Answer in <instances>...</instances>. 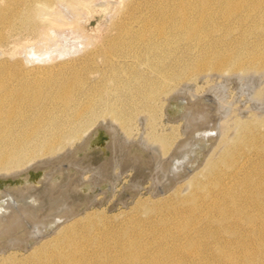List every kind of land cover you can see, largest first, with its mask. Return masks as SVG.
Returning a JSON list of instances; mask_svg holds the SVG:
<instances>
[{
	"label": "bare ground",
	"instance_id": "1",
	"mask_svg": "<svg viewBox=\"0 0 264 264\" xmlns=\"http://www.w3.org/2000/svg\"><path fill=\"white\" fill-rule=\"evenodd\" d=\"M48 1L14 0V2H17V6L14 7L16 9L13 10V13L15 12L14 18L21 21L25 18L26 14L34 13L36 15L38 6L44 5ZM204 1L200 3L201 5L198 8L193 7L194 5L191 6L189 4V6H184L185 4H183L177 5L180 7L176 8L177 10L175 9L173 13H162L160 11L159 14H145L140 17L126 10L125 20L127 21L120 22L117 26L130 27V23L132 22L135 23L136 28L132 32H123V34H120V30L116 28L120 36L118 40H114L103 47V61L113 65L115 62L126 61L128 60L127 58L137 59L139 56H137L136 50L134 54L137 58L129 55L132 53L123 52V47L136 48L137 45L141 46L142 44L143 46L146 45L148 49L156 47L159 49L161 48L159 45H162L163 42H173L171 39L173 31H170L171 29H178L177 33L179 35L177 33L175 35H182L186 40L197 42L195 45L199 49L197 53L195 52V56H193L196 58L194 62H197L195 64L204 70L219 71L234 64L238 73L247 67H254L257 64L264 67V47H261L260 42L254 43L255 45L250 44L254 47L250 51L245 49L243 52L242 49L245 48H242L243 45H239L242 49L236 48L234 45L233 47L235 48L231 50L223 49L222 52L219 49L222 45L221 43L218 42L220 44H218L219 50L216 48L218 46H215V43H217L215 41L219 39H214L215 41L212 42L214 35H211L212 27H218L221 23L219 21L221 19L219 18H223L222 21L230 19L239 23L263 18L264 0H222L220 2L222 3V5L220 4L221 6H210V8L206 0ZM9 4V0H0V16H6L5 14L10 9ZM132 18L134 21H132ZM206 25L209 27H206ZM206 37L211 42H207L208 40L205 39L207 43L203 45L202 39ZM181 38L183 39V37ZM232 45L233 43L231 47ZM181 46L183 47V45ZM154 51L151 52L154 53ZM192 53H194V49H192ZM140 55L143 57V54ZM189 61V59L182 60L179 61L181 62L180 64H176L177 66L167 67V70L164 71V73L166 72L165 74L159 72L157 75V80H159L156 83L157 86L154 83L151 84L152 87L155 86L154 91L147 90L145 94L148 97V101L154 99L159 92L168 90V87H171V84L169 85L171 80L180 79L181 81L182 75L192 65V61ZM193 66L196 67L194 64ZM171 73L172 76L170 77ZM186 75H188V72ZM3 77L4 75L0 73V175H16L32 165L40 166V168L43 167L45 169L44 177L48 180L47 187L45 186L44 197H52L51 205L61 200L66 201L70 199L72 201H69L65 207L62 206V208L55 211L52 208H43L44 200L37 197L30 185L6 190L4 195L0 197L2 199L0 202V253H5L4 255H6L8 252H12L10 251L13 249L12 247L24 245L28 236L40 233L44 227L61 219L66 220L62 221L51 231L50 234L52 236L69 219H71L69 221V227H71L79 216L75 215L77 207L79 205L88 206L95 201L93 190L96 188V185L94 183L102 181L98 179L105 181L106 171L109 168L108 163H106L108 160H103V162L98 161L99 163L98 165L96 164V170L93 171L92 177L81 181L77 174L80 172L79 170L85 167L92 168V165H90V160H87V155L84 154L81 159H78L77 153L78 151L87 149L86 147H88L91 137L100 125L105 127L110 136L109 147L112 150V155L109 163L115 162L124 166L131 163L133 167L143 174L149 172L153 177L152 180L154 179L152 184L157 183L154 189H158L157 192L160 193L171 188L177 180L179 183V179L184 178H187L186 186L196 185L204 191L199 196L194 195L193 202H187L185 198L181 199L185 205L180 208L185 207V209H176L177 213L174 210L175 215L172 213L174 218L171 214L170 216L173 219L169 224L164 225L166 221H162V225L164 226L161 229L162 232L159 233L160 236L158 235L156 236L157 238H154L153 241L155 243L153 244L155 248H153L158 251L163 250L165 251L164 253L168 249V251L175 254L183 249L180 252L185 253L187 246L191 245L193 247L194 243L200 247L201 241H196V238H202L203 249H200V251L209 252L211 260L197 257L193 249L190 250V254H187L189 258L184 257L188 258L187 260L183 259L181 255H177L178 257H175V255L170 256V253L165 260H161L157 256L154 257L155 255H153L152 250H149V245L145 250L142 246L136 247L135 243L138 240L132 238L128 242L116 244L111 248H102L100 251H96V248H94L96 257H99L97 258L99 259V263L96 262L97 264H235L236 260L233 257V251L240 250L250 253L264 243L263 151L254 152L261 159L259 161H256L257 158H255L254 154H246L247 152L245 154L243 152L239 157H236L238 159H233V155V157L229 156V160L232 159V161L229 163L228 160L229 167L226 165L228 169L220 170L219 167V169L214 168L208 172H204L203 174L206 178L204 181L206 182L201 181V184L199 183L200 181L197 182L190 175L195 169L201 168L199 171L201 172L205 167L203 160L206 156L205 154L208 152L209 145L212 144L209 141L215 140L218 125L220 124L221 109L215 103L216 101L212 100L213 98H208L211 94L208 97L191 94V99H188L189 95L187 98V94H185L186 92L184 93L182 88H180L182 90L177 89L176 92L174 91L166 99L164 109L167 120L176 122L175 124L173 123L174 125H171V128L176 129L177 133L171 138L169 134H160L152 131L151 134L148 133L146 138L144 137L146 141L142 145V140L131 141L128 139L130 142L124 143L114 138V134L116 133L114 127L110 123L107 125L105 123L109 121L114 124V122L119 123L123 120L122 124H125L130 120L129 116L118 117L117 108L109 106V111L98 120L99 116L95 113L92 102L89 101L87 106L84 105V108L80 107V95H86L87 91L81 88L79 84L80 80L76 78H63L57 81V83L50 80L33 81L30 85V90L28 85L27 89L22 85L17 87L16 90H12ZM183 86L181 85V87ZM75 87L76 89H74ZM221 88L224 87L221 86ZM185 90H187L186 87ZM76 91L80 92L76 93ZM54 101L61 102L62 105L59 106L61 112H64V110L68 111V114L66 113V116L69 117L67 124L69 122L71 124L78 123L70 128L69 126L63 127L61 121L58 122L57 116L49 115L48 117H44L41 113L35 116L27 114V111L33 107L43 106L42 108L45 109ZM170 106L174 108L169 109L168 107ZM86 114H90L88 120L81 121ZM80 121L81 123L79 124ZM89 122L90 124L92 122L93 125L88 129V132L79 136L78 145L67 150L66 141L68 136L65 133L69 130L71 137L78 136L80 131L86 128L84 127L86 125L84 123L90 125ZM257 147L260 148L259 146ZM74 166L75 168H73ZM189 167L190 169H188ZM63 174H67L68 176L67 178L65 176L67 183L63 182L66 186H59L60 182L55 177L56 175L62 176ZM133 189L137 188L134 187ZM181 190L182 188L178 184L173 189V191L178 192L176 193L178 195ZM132 193H124L118 199L122 202L127 194L132 197ZM192 208H197L195 210L196 213L192 211ZM56 209H58V206ZM186 210L191 211V216L186 214ZM51 211L52 213H50ZM199 219L203 220V226L197 223ZM209 227L214 228L211 230ZM223 231L225 232L224 234ZM209 235L212 236L211 239H209ZM54 237L51 238L55 240L50 238L54 241L48 244L50 247L44 244L49 238L40 244L38 243V245L34 243L30 247V252H33V254L39 250L37 257H39L40 253L42 254L40 251L47 250L49 247L50 250L47 252V255L45 253L46 259L43 261L45 262L43 264H77V258H84V261H88L87 259L90 258L83 251L85 247L81 248L83 245L80 248L67 247L66 243L69 241V238L67 241V239L61 238H66V236H60V238L59 236ZM57 240L59 241L57 242ZM215 249L222 251L221 254H213L212 252ZM39 264H41V261Z\"/></svg>",
	"mask_w": 264,
	"mask_h": 264
},
{
	"label": "rangeland",
	"instance_id": "2",
	"mask_svg": "<svg viewBox=\"0 0 264 264\" xmlns=\"http://www.w3.org/2000/svg\"><path fill=\"white\" fill-rule=\"evenodd\" d=\"M216 1L217 0H206L209 8L210 6L219 7L222 5V3H220L222 0H218V3ZM9 2L10 9L5 14L6 16H0V73L4 75L3 78H5V81L12 90H16L17 87L22 85L26 89L28 85L30 90V85L33 81L50 80L51 82L57 83V81L63 78H76L80 80L79 84L81 88L87 91L86 95H80V107L84 108V105L87 106L89 101L92 102L94 111L99 116H97L98 120L109 111V106L117 108L118 117L129 116L130 120L125 124H122L123 120L119 123L114 122V124L107 120L108 123L106 122L105 124H112L116 132L113 131L115 133L114 138L124 143L130 142V140H142V145L144 141H146L145 138L148 136V133L151 134L152 131L160 134H169L171 138L177 133L176 129L174 130L171 128V125H174L176 122L167 120L166 111L164 109L166 99L170 94L174 93V91L176 92L177 89L182 88L184 93L186 92L187 98L189 95L188 99H191V94L205 95L207 97L211 94L212 96L210 95L208 98H213L212 100H214V102L216 101L215 103L221 109V118L215 140L212 142L209 141V143L212 144L209 145L208 152L205 154L206 156L203 160L205 166L202 170L203 172H199L201 168H197L190 174L197 182L200 181V184L201 181L206 182L204 181L206 179L203 174L204 172H208L214 168L219 169V167L220 170L228 169L226 167L230 161H232V159L229 160V156L233 155V159H238L236 157H239L243 152V154L247 152L246 154L250 155H255L254 152L258 151L264 152L263 66L257 64V68V65L254 67H247L242 70V72L238 73L234 64L228 68H223L224 70H219L220 72L218 70H204L202 67L195 64L197 62H194L196 58L193 56H195L199 49L197 45H195L197 42L194 40H186L184 36L180 35L183 37V40L178 36V29H171L170 31H173L171 36L172 41L176 42H163L162 45H159V47H161L159 49L156 47L152 49L149 48V50L146 48V45L143 46L142 44L141 46L137 45L136 48L123 47V52H127L128 54L132 53L129 54L132 56H135L134 51L136 50V54L140 58L136 56L137 59L127 58L128 60L115 62L113 65L105 63L102 59L103 47L114 40H118L120 36L116 28L120 30V34L128 31L132 32L136 28L135 23L132 22L130 23V27L117 26L120 22L127 21L125 20L126 10H129V12H132V14L138 17L145 14H159L160 11L162 13H173L176 8L178 9V7H180L177 5L185 4L184 6H189L190 4L198 8L201 5L200 3L205 2L204 0H49L44 3V5L38 6L36 15L34 13L26 14L25 18L21 21L14 18L15 12L13 13V10L16 9L14 7L17 6V2H14V0H9ZM219 19L221 23L218 27H212L211 35H214L212 42L215 41L214 39H219L215 41L217 42L215 46H218L219 43L222 44V48H219V46L216 47L217 49L219 48L220 51L223 52V49L231 50L235 47L241 48L240 46L242 45V48L245 47L244 49L241 48L243 52L245 49L250 51L254 49L253 45H255L254 43L256 42H260L261 47H264V17L258 20L240 23L231 21L230 19L224 21H222L223 18ZM132 21H134L133 18ZM206 27L209 26L206 25ZM176 33L178 35H175ZM205 39L208 40V37L202 39L203 45L207 42H211L210 39L205 42ZM231 42L233 43L232 47ZM181 45H183L184 48ZM234 45L235 47H233ZM192 49H194V53L191 54ZM151 51H154V53ZM140 54H143V57ZM154 57L156 58L154 59ZM186 59H189V62L192 61V65L189 68L190 71L188 69L186 73L182 75L181 81L180 79L171 80L169 83L171 87H168V90L159 92L154 99L148 101V97H146L145 94L147 90L154 91L153 89L155 86L152 87L151 84L154 83L156 85L159 81L157 80L158 73L161 72V74H165L166 72L164 73V71L167 70V67L177 66L178 63H181L179 61ZM193 64L196 67H194ZM194 68H197V70ZM187 72L188 75H186ZM171 76L172 73L170 74V77ZM181 85H184V88L181 87ZM221 86L224 88H221ZM185 87L188 91L185 90ZM74 89H76V87ZM77 92L79 93L80 91H76V93ZM61 105V102L54 101L45 109L42 108L43 106L33 107L27 111V114L35 116L41 113L44 117H48L49 115L57 116L58 122L61 121L63 127H73L78 122L73 124L69 122V124H67L69 117L66 116V113L68 114V111L64 110V112H61V110H59V106ZM172 107L173 106H170L168 108L172 109ZM225 111L227 112L225 113ZM89 116L90 114H86L81 121H87ZM84 124H86L84 127L87 129L84 128L80 131L78 136L71 137L69 130L65 133V135L68 136L66 141L67 150L76 147L80 140L79 136L88 132V129L93 125L92 122L91 124L89 122L90 125H88V123ZM100 126L102 130L93 134L89 141V146L86 149V158L90 160L92 168H82L83 171L80 169V172L77 174L79 179L84 181L92 177L93 171L96 170L95 166L99 163L98 161L103 162V160H108V162H106L110 168H108L109 171H106V179L108 181L106 179L105 181H103V179H98L102 181H98V184L94 183L100 188L94 192L95 202L104 199L103 203L100 205L96 203L82 210L81 213L78 214L79 216H76V222H74L71 227H69V221H71V219H69L64 226L56 230L53 236H59V238L60 236H66V238H61L67 239V241L69 238V241L66 243L67 247L80 248L82 245V249L85 247L83 251L86 253V256L90 258L87 259L88 261H84V258H77V264H97L99 263V259H97L99 257H96L94 248H96V251H100L102 248H111L116 244L128 242L132 240V238L138 240V244L135 243L136 247L142 246L145 250L149 245V250H152L153 255H155L154 257L157 256V258L161 260H165L169 256V253L170 256L175 255V257L181 255L183 259L187 260L189 258L187 254H190V250L192 249L195 250L193 252L196 253L197 257L210 259L209 252L200 251V249H203L202 238H196V241H201L200 247L194 243L193 247H191V245L187 246L185 253L180 252L183 249L176 254L168 251V249L166 253H164L165 251L163 250H155V245L153 244L155 243L153 241L154 238H157L156 236L162 232L161 229L163 226L169 224L174 218L175 213H177L176 209H185V207L180 208L185 205L181 199L185 198L187 202H193L194 195L199 196L203 194L204 191L196 185L190 187L186 186L187 178H184L179 179V183L177 180L171 188L160 193L157 192L158 189H154L157 183L152 184L154 179L152 180L153 177L149 172L143 174L133 167L131 163L125 166L115 162L112 164L109 163V159L112 155V150L109 147L110 136L108 138L105 127H103V125ZM82 153L83 151H78V159L83 157L84 154ZM255 158H257L256 161L261 160L258 156ZM210 163L211 165H209ZM73 168H75V166ZM44 171L45 169L43 167L30 170L28 172V180L38 181L44 176ZM65 176L66 178L68 177L67 174L62 176L56 175V179L59 180L62 178L59 186H66L63 184V182L65 184L67 183ZM7 180L8 179L1 180L0 183L3 185L8 184L9 181ZM10 181L11 185H18L21 183L22 179L17 176L10 179ZM177 184L182 188L179 195L176 194L178 192L173 191ZM38 186H40L39 183ZM106 186L108 190H106ZM46 187L42 186V189H40L38 193V196L44 200V209L52 208L57 211L59 208H62V206L65 207L69 201H72L70 199L66 201L61 200L51 205L52 197H44ZM132 187L137 189H133ZM128 192H134V194L132 197L127 194L124 197V203L120 202L121 200L118 199L119 196ZM57 206L58 209H56ZM195 210H197V208H192V211L195 212ZM172 213H174V215ZM171 214L173 218L170 216ZM186 214L191 216V211L186 210ZM163 220L166 221L164 225H162ZM200 221L201 219H199L197 223L203 226V220ZM209 228L212 230L214 227ZM224 233L223 231V234ZM53 236L50 234L37 241L35 245L49 238L44 243L48 245L50 242H54L52 241L55 240L52 239ZM208 237L209 239L212 238L211 235ZM58 241L59 240H57V242ZM144 244H146L147 247ZM49 247L47 248L46 246V252L45 250L40 251L42 254L39 252V257H37L39 250L33 254V252H30L31 248L28 250L13 248L10 250L12 252H8L6 255H4L5 253H0V264H39L40 261L41 264H43L45 263L43 262L46 259L45 256L50 250ZM221 252L222 251L215 249L212 253L219 255ZM233 252V257L236 260L235 264H264V243L250 253H245L240 250H235Z\"/></svg>",
	"mask_w": 264,
	"mask_h": 264
},
{
	"label": "water",
	"instance_id": "3",
	"mask_svg": "<svg viewBox=\"0 0 264 264\" xmlns=\"http://www.w3.org/2000/svg\"><path fill=\"white\" fill-rule=\"evenodd\" d=\"M99 130H102V128H101V126L100 127H98V129H97V131H99ZM96 131V132H97ZM106 131V130H105ZM107 133V135H108V138H109V134H108V132H106ZM89 146V145H88ZM87 148V147H86ZM91 152V151H90ZM83 154H87V152H86V149L83 151ZM40 166H37V165H32V166H30L29 168H27L26 170H24V171H22V172H20V173H18V174H16V175H12V176H2V175H0V181L1 180H4V179H8L7 181H9L8 182V184H5V185H3V184H1L0 183V197H2L3 195H4V193H5V191L6 190H11V189H13V188H18V187H22V186H25V185H30L31 187H32V189H34L33 190V192H35L36 193V195H37V197L39 198V199H41L39 196H38V193L40 192V189L42 188V186H47V182H48V180H46V178L43 176V177H41L38 181H29L28 180V172L30 171V170H32V169H37V168H39ZM188 169H190V167L188 168ZM64 175V174H63ZM21 177V179H22V181H21V183L20 184H18V185H11V181H10V179H12L13 177ZM59 182H60V179L58 180ZM38 183H39V185L40 186H38ZM96 188L93 190V192H95L96 190H99L100 188L99 187H97V186H95ZM106 188V190H108V187L106 186L105 187ZM132 193V192H131ZM107 194V193H106ZM134 193H132V195H133ZM1 198H0V202H1ZM103 200L104 199H102L101 201H99V202H93L92 204H89L88 206H86V205H79L78 207H77V209H76V212H75V215H78V214H80L81 213V211L82 210H84V209H86L87 207H89V206H91V205H93V204H102L103 203ZM123 202V201H122ZM50 213H52V211L50 212ZM74 215V216H75ZM68 219V218H67ZM66 219H61L60 221H57V222H53L52 224H50L49 226H46V227H44L43 228V230L40 232V233H38V234H36V235H34V236H28V238L26 239V243L24 244V245H21V246H14V247H12V248H17V249H22V250H28L34 243H36L37 241H39L40 240V238H44V237H46V236H48L50 233H51V231L58 225V224H60L62 221H65Z\"/></svg>",
	"mask_w": 264,
	"mask_h": 264
}]
</instances>
